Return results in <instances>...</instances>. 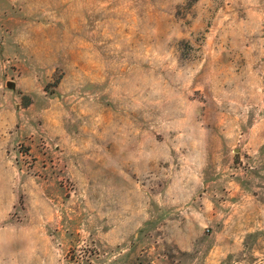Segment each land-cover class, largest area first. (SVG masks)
Wrapping results in <instances>:
<instances>
[{"label":"rangeland","instance_id":"1","mask_svg":"<svg viewBox=\"0 0 264 264\" xmlns=\"http://www.w3.org/2000/svg\"><path fill=\"white\" fill-rule=\"evenodd\" d=\"M62 10L0 0V264H264V0Z\"/></svg>","mask_w":264,"mask_h":264},{"label":"crops","instance_id":"2","mask_svg":"<svg viewBox=\"0 0 264 264\" xmlns=\"http://www.w3.org/2000/svg\"><path fill=\"white\" fill-rule=\"evenodd\" d=\"M79 1L83 3V9L77 6ZM58 2L64 4V10L58 12L59 20L83 21L88 23L89 27L104 30L99 34L105 37L117 36L114 31L124 27L119 26L118 22L134 21V0H58ZM72 5L75 7H71Z\"/></svg>","mask_w":264,"mask_h":264}]
</instances>
